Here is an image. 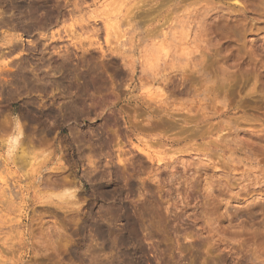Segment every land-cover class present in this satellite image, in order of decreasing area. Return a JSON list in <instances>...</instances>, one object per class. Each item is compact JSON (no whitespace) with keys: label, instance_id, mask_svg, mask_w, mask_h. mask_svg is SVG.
<instances>
[{"label":"rangeland","instance_id":"rangeland-1","mask_svg":"<svg viewBox=\"0 0 264 264\" xmlns=\"http://www.w3.org/2000/svg\"><path fill=\"white\" fill-rule=\"evenodd\" d=\"M0 264H264V0H0Z\"/></svg>","mask_w":264,"mask_h":264}]
</instances>
